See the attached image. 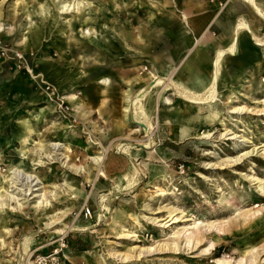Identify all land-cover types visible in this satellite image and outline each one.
I'll list each match as a JSON object with an SVG mask.
<instances>
[{
  "label": "rangeland",
  "instance_id": "1",
  "mask_svg": "<svg viewBox=\"0 0 264 264\" xmlns=\"http://www.w3.org/2000/svg\"><path fill=\"white\" fill-rule=\"evenodd\" d=\"M179 1L0 0V264H264V16L251 4L187 0L193 22L220 13L230 33L240 19L248 28L234 53L230 36L214 92V60L200 94L185 73L176 80L185 92L172 86L178 64L172 84L157 81L130 114L150 60L182 61ZM223 31L215 22L201 38L222 48ZM103 80L114 89L102 92ZM175 110L176 127L160 120ZM106 149L112 169L91 180ZM130 165L143 168L129 186L116 175ZM12 169L35 175L48 203Z\"/></svg>",
  "mask_w": 264,
  "mask_h": 264
},
{
  "label": "crops",
  "instance_id": "2",
  "mask_svg": "<svg viewBox=\"0 0 264 264\" xmlns=\"http://www.w3.org/2000/svg\"><path fill=\"white\" fill-rule=\"evenodd\" d=\"M198 1L199 0H193L194 5L197 6L198 5ZM214 1H216V0H214ZM239 1L238 0H227L226 2H229L230 9H232L233 5H235V6L239 5L240 6V4H241V6H240L241 9H243L242 6H244V8H245V6L249 5L248 0H239ZM179 2L181 3L180 8H181V11L184 14L183 15L184 18L187 17V19L185 18L186 26H183V25L182 26H178L177 27L178 31H175L177 34H179V33L181 34L182 33V35H184L183 39L177 41V45H179L178 48L180 49V54L179 55L182 56V58H181L182 61H180L179 63H176L172 56L169 57V55L167 54L166 56L162 57V54H160V55L157 56L158 59H155L154 61L150 60L152 62V66L150 68L151 70H150L149 75L145 76V79L148 80V82H150V80H152L151 78H153V77H157V76L158 77H166L168 74H170L174 70L176 65L181 64V67L177 71V73L176 72L172 73V74L176 73V75L174 76L175 79L173 78L174 82H173L172 86H175L177 89H180L182 92H185V90H184L185 85L181 88L178 84H176V80L178 78H180V76H183L184 73H185V77L183 76V81L185 80V83L192 90V93L196 92L197 94L198 93L200 94L201 92H204V91H206V89L209 88V85H210V83H211V81H212V79L214 77L213 73H212V75L210 77V80H209L208 87L206 89L202 90L206 86V83L208 82L207 79L205 78V76L203 75V70H206L209 67V63L212 60V57L209 55L208 50L209 49H215V47H214V45L212 43L206 42L205 40H203L201 38L204 35V32L206 31V27L209 26V24H211V27H212V24L215 23V22H218L219 24H221V26L224 28L223 35H225L223 37L224 46L222 48L225 49V48L228 47L229 43H232L230 36L233 33V26L236 23L231 25L232 28H231V33H230V31H229L230 29L228 28V26H225V23L223 21L224 18H221V17H224V15L222 16L220 13L219 14L216 13L215 15H211V14H209V12H207L206 14L200 15V16H196V19L193 22L190 19V16H189V12H188L189 6L187 4V0H180ZM259 2H261L260 5L264 9V0H259ZM170 16H173V15H170ZM216 16H218L217 20H215ZM197 33L198 34L200 33V35H197ZM194 35H197V36L193 38ZM191 41H192V47L191 48H187ZM198 41H200L198 47L191 54V51L193 50V48H195V46H197V42ZM170 47H173V46H170ZM147 48H149V45H147ZM219 49H221V48H216L215 49V53L216 54H217V50H219ZM198 52L203 56V58H202L203 61L202 62H198L196 60V58H195V55ZM207 57H208V59H206ZM148 77H149V79H148ZM51 80L54 81L60 87H62L63 84H64L63 83V79L61 77H59V76L58 77L57 76H53V77H51ZM111 84L112 83L109 82L108 80H103L102 83H99V86L101 87V91L104 92V91H110V89L113 90L114 87H111ZM134 92H136V90L132 89L130 93H125V94L123 93L124 102L127 101V97H129L128 95L129 94H133ZM165 98H166V100L163 102V108L165 107V109H167L170 106L169 103H168L169 99H168V97H165ZM72 100H73L72 103H74V105H75L76 104L75 102H77L76 101L77 100V95L72 96ZM146 102H147V105H149V107L145 108V109L154 108V106H153L154 103L152 104L151 99L150 100L146 99ZM129 109H130V107H129ZM123 112H124V116L126 117V119L129 118V114H128L125 106L123 107ZM132 112L133 111L131 109L130 110V114H132ZM162 113H164V114H162ZM147 114H149V113H147ZM165 117H167V119L170 118L171 123L174 124V127L177 126V124L179 122V115H178L177 110H175L173 112V114H171V117H170V114H168L167 112H160V120L164 119ZM193 122L194 121H189V122L186 123L189 126V129L192 128V125L190 123H193ZM180 128H183V126H180ZM135 153L136 154H138V153L142 154L143 153V155H145V156L147 155L149 157L152 156L150 154V152L149 153L148 152L144 153L140 149H138V151L135 152ZM146 162L150 163V161H146ZM106 165H107L106 169H108L109 172L111 171L112 165L110 163L109 164H105L104 163V165L102 167V172L100 173V175H103L104 166H106ZM140 166L142 167V165H140ZM134 167H135L134 165L127 166V167L124 168L122 173H119L118 175H116L117 178L121 180V183L130 186V185H132L135 182V180H134L135 172H136V174L138 172L135 171ZM59 228L60 227H57L54 231H56V232L61 234L62 230H60ZM7 262H10V259L7 260Z\"/></svg>",
  "mask_w": 264,
  "mask_h": 264
},
{
  "label": "bare ground",
  "instance_id": "3",
  "mask_svg": "<svg viewBox=\"0 0 264 264\" xmlns=\"http://www.w3.org/2000/svg\"><path fill=\"white\" fill-rule=\"evenodd\" d=\"M248 2H249V4H251L252 6H254V8L255 9H257V11H259L263 16H264V9H263V7H261V2H259V0H248ZM229 3V2H228ZM71 5L69 4V5H67V7L69 8ZM74 8V7H73ZM72 8V9H73ZM186 19H187V17H185ZM217 18H218V16H216V19L215 20H217ZM211 27V24H209V26H207L206 27V30H208L209 28ZM239 28L240 29H244V28H248V26L246 25V23H245V21L244 20H240L237 24H235L234 26H233V35H231L232 37H233V43H232V50H231V53H234V51H235V49H237L236 48V41H237V39H238V36H239ZM1 29H2V27H1V24H0V31H1ZM255 36H256V34H255ZM198 47V42H197V46H195V48H193V50L191 51V54H192V52H194V50H196V48ZM197 52V51H196ZM227 51L225 50V49H223V48H221V49H219V50H217V54H216V57H215V59H212L211 61L213 62V60H214V64H215V70H214V73H213V79H212V81H211V85H209V91H211V92H214V90H215V88H214V85H215V83H216V79H217V74H218V63H219V61H220V58L226 53ZM195 58H196V60L198 61V62H202L203 60H202V58H203V56L198 52L196 55H195ZM206 59H208V57L206 58ZM178 68V67H177ZM176 68V69H177ZM148 79H149V77H148ZM169 79H170V77H169ZM168 78H166L165 79V77H155V79L154 80H152V81H150V83L148 84V85H146L142 90H140L138 93H137V96L138 97H134V98H132L131 99V106H130V110L132 109V108H134L135 106H137L139 103H141V99L142 98H140V96L141 95H144V94H148L149 92H150V90H151V88H152V86H154V84L155 83H157V81H159V80H161V81H163V83H164V86L166 87L167 85H171L172 84V82H170V80H169ZM46 87L45 88H47V89H45L46 90V92H48V93H51V95L53 94V95H55V89H51V86H50V84H48V85H45ZM146 96V95H145ZM160 100V99H159ZM193 100V99H192ZM194 100H196V99H194ZM197 101V100H196ZM142 105V104H141ZM154 108H155V111H157V102H156V100L154 101ZM144 112H147V110L146 111H144ZM233 112H236V111H233ZM150 115H152V113H149ZM155 114V113H154ZM153 114V115H154ZM154 118H153V120H154V122L156 123V114L153 116ZM138 122L139 123H141L142 121H140V120H138ZM153 127V126H152ZM149 129H150V127H149ZM63 146V144H60V143H55L54 144V146ZM106 151H108V149H106L104 152H102V154H99V155H95L94 157H93V160L98 164V168H97V172L92 176H90L91 177V180H94L95 179V177H96V175L98 174V175H100V173L102 172V167H103V165H104V157H105V152ZM135 169H136V171L137 172H140V168L138 167V166H135ZM16 169H12V170H10V171H15ZM17 172H18V175H19V180H27V182H28V184H29V188L28 189H30V190H32L33 192H30V194L31 193H34L35 191H39V193L37 194H35V196L36 197H39L40 198V200H39V204H45V203H48V199H47V197H46V193H45V191H44V186L42 185V186H39V184H42L39 180H36V177H35V175H33L32 173H24V172H22L21 170H16ZM6 177L5 175H1L0 177ZM21 178V179H20ZM16 180H18V178L16 177ZM14 181V180H13ZM15 182H17V181H15ZM14 182V183H15ZM3 190H5V191H7L6 189H3ZM9 191H7V193H8ZM8 198L9 199H17V200H20V198H17V196L15 195V194H8ZM2 204V203H1ZM172 219H174V218H172ZM46 225H45V228L46 229H48V228H51V227H55L54 225H52L50 222L48 223V222H46L45 223ZM60 230H62V232H61V234H63V233H65L67 230H74V229H76L75 227H72V226H69V227H60L59 228ZM60 232V231H59ZM61 238V237H60Z\"/></svg>",
  "mask_w": 264,
  "mask_h": 264
},
{
  "label": "built area",
  "instance_id": "4",
  "mask_svg": "<svg viewBox=\"0 0 264 264\" xmlns=\"http://www.w3.org/2000/svg\"><path fill=\"white\" fill-rule=\"evenodd\" d=\"M64 101V100H63ZM93 209L91 205L85 204L84 206L81 207L80 213L83 217L85 218H90L93 214Z\"/></svg>",
  "mask_w": 264,
  "mask_h": 264
}]
</instances>
